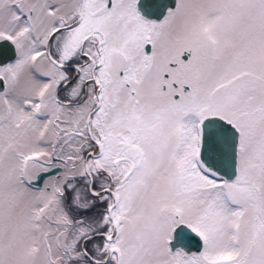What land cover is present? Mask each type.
<instances>
[{
    "label": "snow or ice",
    "instance_id": "obj_1",
    "mask_svg": "<svg viewBox=\"0 0 264 264\" xmlns=\"http://www.w3.org/2000/svg\"><path fill=\"white\" fill-rule=\"evenodd\" d=\"M0 264H264V0H0Z\"/></svg>",
    "mask_w": 264,
    "mask_h": 264
}]
</instances>
